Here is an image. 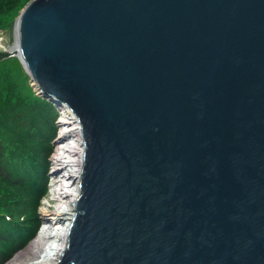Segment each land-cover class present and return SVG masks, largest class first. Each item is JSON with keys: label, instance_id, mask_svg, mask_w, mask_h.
<instances>
[{"label": "water", "instance_id": "water-1", "mask_svg": "<svg viewBox=\"0 0 264 264\" xmlns=\"http://www.w3.org/2000/svg\"><path fill=\"white\" fill-rule=\"evenodd\" d=\"M12 57L81 128L58 264H264V0H35Z\"/></svg>", "mask_w": 264, "mask_h": 264}, {"label": "trees", "instance_id": "trees-1", "mask_svg": "<svg viewBox=\"0 0 264 264\" xmlns=\"http://www.w3.org/2000/svg\"><path fill=\"white\" fill-rule=\"evenodd\" d=\"M30 1L0 0V19L20 12ZM7 83L5 100L0 101V264L23 250L41 225L38 207L48 190L51 142L57 129L54 119L59 115L45 99L9 105L23 100Z\"/></svg>", "mask_w": 264, "mask_h": 264}, {"label": "bare ground", "instance_id": "bare-ground-1", "mask_svg": "<svg viewBox=\"0 0 264 264\" xmlns=\"http://www.w3.org/2000/svg\"><path fill=\"white\" fill-rule=\"evenodd\" d=\"M59 115L60 136L52 158L55 182L51 201L54 205L44 204L41 209L43 223L38 235L26 249L5 264H58L66 248L79 194L84 144L75 116L64 110Z\"/></svg>", "mask_w": 264, "mask_h": 264}, {"label": "rangeland", "instance_id": "rangeland-1", "mask_svg": "<svg viewBox=\"0 0 264 264\" xmlns=\"http://www.w3.org/2000/svg\"><path fill=\"white\" fill-rule=\"evenodd\" d=\"M34 1L35 0H31L30 2H28L23 7V9L20 10V12H18L19 11L18 10L16 13L6 15L2 19H0V52H7L11 48H13L16 21L20 17L21 12L26 7H28L31 3H33ZM17 60L19 61V59L16 57H12L9 59H3V60L0 59V101H2L6 96L7 92L6 93L4 92V90H5L4 87H6V91H7V87H8V86H6L7 81L9 83H11V86L14 88L15 92L20 95L18 98L23 100V103L11 101L9 103V105L15 106V105L20 104V105L24 106L23 104H32L34 102H37L38 99H39V101L43 100L44 98L40 95V93L34 87V84H33L32 80L30 79V77L28 75H26L25 69L22 66L21 62L19 61L21 66L23 67V70L20 68ZM1 88L3 89L2 92H1ZM11 106L9 108H11ZM54 120H55V123L57 125V129H56V133H55L54 137L52 138V142H51V144L53 145V149L51 151V156L49 159L50 164H49V173H48V175L51 178H50V180H48V183H47V188H48L47 193L41 199V202H40L39 207H38V211H39V215H40V219H41V224L43 221L41 209L44 206V204L48 203L50 205H54V202L51 201V199L53 197L52 185L55 182V178H54L55 168H54V165L52 162V158H53V155L56 151L58 138L60 136V134H59L60 133V127L58 125L59 120H60V115H58V117H55ZM16 211H17V213H20L21 207H17ZM39 231H40V228L38 229L37 235H38ZM29 244H27L25 246V248H23V249H26ZM14 256L11 259H13Z\"/></svg>", "mask_w": 264, "mask_h": 264}]
</instances>
